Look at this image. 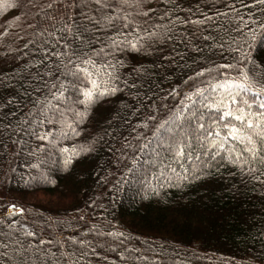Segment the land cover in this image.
Returning <instances> with one entry per match:
<instances>
[{
  "label": "trees",
  "instance_id": "obj_1",
  "mask_svg": "<svg viewBox=\"0 0 264 264\" xmlns=\"http://www.w3.org/2000/svg\"><path fill=\"white\" fill-rule=\"evenodd\" d=\"M71 3L0 0V253L12 264H264V176L253 179L225 153L202 155L195 141L182 157L170 147L179 125L189 127L190 113L177 119L185 96L207 79L196 73L230 62L227 45H218L229 35L241 39L224 31L236 16L227 5L258 20L261 6L146 0L155 11L145 27L159 39L147 51L120 54L119 91L94 105L75 134L65 128L61 136L59 125L38 123V109L57 103L49 90L60 73L51 66L63 46L55 37L71 23ZM75 3L76 21L86 24L81 13L93 15V5ZM6 15L24 22L3 27ZM81 146L93 150L66 166L61 149ZM12 204L24 211L9 215Z\"/></svg>",
  "mask_w": 264,
  "mask_h": 264
},
{
  "label": "snow or ice",
  "instance_id": "obj_2",
  "mask_svg": "<svg viewBox=\"0 0 264 264\" xmlns=\"http://www.w3.org/2000/svg\"><path fill=\"white\" fill-rule=\"evenodd\" d=\"M240 2L243 4V0ZM88 3L93 5V15L81 13L84 21H87L86 24L76 21V12L79 11L80 5H77L75 0L66 6L73 9V14L68 16L71 23H64L63 27L57 30L60 34L55 38L58 43H62L63 51L55 53L58 63L51 66L60 73L49 90L57 103L52 105L51 101H47L50 107L42 104L38 109V114L43 116L38 123L49 124L54 128L59 125L61 136L67 135L65 128L75 134L76 126L89 116L94 105L102 98L119 91V69L124 66V61L119 58L120 54L128 51H147L160 35L145 27L149 13L155 11L146 7V0H81L85 7ZM256 5L261 6L260 20L251 14L245 18L234 6L227 5L236 16L233 25L224 31L226 34L235 31L241 39L237 41L229 35L226 41L218 45L221 49L227 45V51L231 54L230 62L214 65L213 68L202 69L196 73L200 77L207 74V79L202 80L201 86L185 96V102L181 105L182 111L177 114V119L185 113H190L189 127L185 129L182 123L179 125L177 137L170 147L174 149L176 157H182L187 148L194 149L195 141L202 155L225 153L230 163L241 169L247 167L253 179L260 181V176L255 173L260 172V175L264 176V172H261V167H264V49L259 48V45H264V0H253L252 6ZM48 7L51 8L52 4ZM215 15L226 17L228 14L216 12ZM206 19L212 20V17ZM203 22L182 21L193 24ZM156 27L160 25L153 26L154 29ZM167 39H171V36H167ZM221 40L224 38L221 37ZM254 48L259 51V60L253 52ZM53 74L52 71L48 73L49 76ZM167 123L165 121L160 128H165ZM50 135L51 133H46L38 139L48 140ZM92 150L90 146L61 149L63 153L68 154L64 161L66 166L72 162L73 157ZM188 157L191 158L190 153ZM41 179L52 182L43 174ZM184 179H187V176ZM9 208L16 210V213L9 211V215L24 211L15 204L9 205ZM26 235L34 236L35 233L27 231ZM17 243L19 244V241ZM2 247L7 249L8 245L4 244ZM27 251V248L20 245L21 257ZM0 259H4L5 264H12V257L7 251L0 253Z\"/></svg>",
  "mask_w": 264,
  "mask_h": 264
},
{
  "label": "rangeland",
  "instance_id": "obj_3",
  "mask_svg": "<svg viewBox=\"0 0 264 264\" xmlns=\"http://www.w3.org/2000/svg\"><path fill=\"white\" fill-rule=\"evenodd\" d=\"M10 8L11 9H9L8 12L11 11L14 7H10ZM6 17H7V19L5 20L4 24L2 25L3 27L16 28V27H19V23L24 22L23 17L21 19H19V20H12V19H14L12 17V15H6Z\"/></svg>",
  "mask_w": 264,
  "mask_h": 264
}]
</instances>
